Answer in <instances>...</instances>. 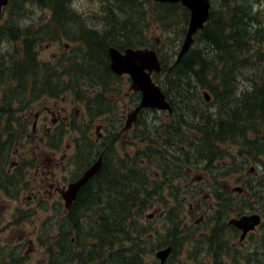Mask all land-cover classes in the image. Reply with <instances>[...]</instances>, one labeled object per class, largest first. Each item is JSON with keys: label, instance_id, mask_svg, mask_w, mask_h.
Masks as SVG:
<instances>
[{"label": "trees", "instance_id": "1", "mask_svg": "<svg viewBox=\"0 0 264 264\" xmlns=\"http://www.w3.org/2000/svg\"><path fill=\"white\" fill-rule=\"evenodd\" d=\"M21 1L23 4L32 2L49 9L51 16L37 29L32 23L22 27L14 23L15 15L18 13L14 6L15 12L12 13L11 10L10 18L4 23L0 32L2 42L6 40L15 42L12 51H0V87H4V89L0 88L3 91V100L0 104V149L11 143L2 138L26 135L29 122L21 117V113L33 101L50 99V97L58 99L64 93L76 91L81 87L79 81L89 76L100 79L98 82L100 81L99 83L105 87L110 85H108L110 79H122L123 77L116 75L110 68V46L120 48L132 45L139 47L155 45L148 44V39L139 44L118 39L120 33L118 31L130 23L129 20L118 15L121 13L123 16L131 11L138 0H103L106 2L104 9L109 20L106 18L102 30L91 26L82 16L78 17L71 7L72 0ZM145 1L151 4L152 8H161L159 20L166 21L167 31L176 24L178 15L180 18L182 16L175 12L179 11L185 17L189 16L190 11L181 3ZM253 2L255 1L220 0L219 3L218 0L220 7L216 5L212 7L211 18L199 31V37L208 42L217 57L209 59L208 55L209 58L203 56L202 50L195 49L196 44L180 62H176L175 59L168 62L161 56L162 72L166 74L163 88L169 98L182 110L186 107L192 109L190 95L193 94L196 98L195 90L200 88L212 92L222 103V99L231 94L232 81L233 87H236V79L239 78L236 70L249 68L253 77L246 81L252 83V90L248 89L249 91L243 94V116L245 121L249 123L258 121V126L262 127L264 65L253 64L255 55L252 50L258 43L264 42V22L257 21L258 16L254 14ZM128 4H130L129 9ZM22 15L26 17L27 12L21 7L20 16ZM71 22H76L75 26L69 25ZM75 27L78 29H73ZM64 37L78 41L80 46L73 50L68 59H63L65 62L62 64V68L65 67L63 72H57L50 63L39 59L38 47L44 42L62 40ZM175 45L177 46L176 43ZM78 53L82 54L81 57ZM258 53V58L261 59L262 51L259 49ZM64 78L69 79L64 80ZM179 90H184L185 93H179ZM120 91L124 92L121 88ZM108 92L109 88L103 90L95 100L87 99L79 93L75 94L73 98L75 102L87 103V113L85 112L87 118L81 119L74 112L69 122L63 121L52 131V134H46L69 138L67 130L71 129L69 132L75 134L74 137H80L79 141H75L74 153L68 156L67 167L73 168L68 176L69 181L78 178L92 163L90 149L94 142L89 135L92 126L91 122L85 125L83 121L113 110L117 102L109 97ZM198 93L201 95L200 91ZM233 104V116L228 118L230 121L237 120L235 100ZM193 112L196 115L201 114V121L193 123L180 114L178 124L186 125L190 129L197 128L204 136L205 126L213 120L209 118L210 115L207 117L203 112L198 110ZM144 125L146 126L147 123ZM175 132L178 133V128ZM199 143L198 154L204 158V139ZM0 153L6 152L1 149ZM188 153L184 152L183 155L189 156ZM170 162V159L164 154L160 155L151 146L144 150L138 149L135 155L129 153L107 155L102 170L81 190L71 209L66 211L64 219L60 218L61 206H56V209L51 206L50 210L59 217L55 221L60 220L59 225L62 229L56 237L52 236V228L44 234V237L47 235L46 240L42 241L43 239L40 238L47 256L46 264H144L147 257L145 251L149 249V243L152 244L150 235L156 236L160 233L158 230L152 232L147 227L146 229L142 227L141 220L145 218L147 208L153 205L151 199L162 192L163 183L167 182L174 186L181 179V177L158 178L156 172H159L161 167L168 176H171L172 173H169L171 167L182 169L190 166L188 159L176 164V167ZM114 190H118L115 195ZM108 193L112 197L114 195L110 202L106 200ZM167 213L169 218H174L177 212L169 210ZM51 218L52 215L49 216V219ZM63 222L67 224L62 225ZM63 226L67 228L63 230ZM172 238L173 235L164 239L161 236L159 239L171 241Z\"/></svg>", "mask_w": 264, "mask_h": 264}, {"label": "flooded vegetation", "instance_id": "2", "mask_svg": "<svg viewBox=\"0 0 264 264\" xmlns=\"http://www.w3.org/2000/svg\"><path fill=\"white\" fill-rule=\"evenodd\" d=\"M9 1L8 5L2 7L0 22L5 15H10L11 10L12 13L15 12L14 6L17 8L16 0ZM3 25L0 26V32ZM1 38L0 35V43H3ZM154 74L155 72L152 74L153 77ZM124 76L128 77L129 83L126 95L134 96L139 100H131L128 107L122 111L110 110L104 114L106 116L99 114L90 120L83 121L85 125L91 122L92 126L89 129L91 141L94 142L90 149L92 163L99 161L102 167L105 165L107 155L117 153L124 155L127 153L126 146L129 143H139L137 137L132 134L137 135L136 129L141 123L146 108L136 111L142 94L140 91L131 89L132 79L127 74ZM248 91V89L240 90L236 95H232V92L225 97L227 105L223 107L218 101L219 97H216L212 92L209 91V101L202 95L207 103L218 104L219 102L221 110L217 114L218 118H223V120L209 122L206 125L203 138H198L199 140L204 139V158L198 154L200 143L193 142L195 133L190 129L191 138L187 143H191L193 152H195L193 154L197 160L203 161L205 173L194 176V167L189 166L185 177L188 181L191 178L194 184L205 180L206 184L209 180L210 183L200 195L203 198L196 204L189 203L187 198H179L180 185L177 182L174 186L167 182L163 183L162 192L151 199L153 205L147 208L141 224L142 227L145 229L147 227L152 232L160 230L151 225V221L160 215L161 219L159 220L162 222L160 226H171L176 237L173 235L171 241H164L159 239L162 234L150 235L152 244L149 243V249L145 251L147 257L144 264H264V123L260 128L257 124L258 121L249 123L244 120L242 101L243 94ZM165 95L171 107L167 110L155 109L162 118L164 115H174L177 106H179L169 98L166 92ZM2 100L3 91H0V104ZM234 100L236 101L237 120L230 121L228 118L229 114L233 116ZM33 103L34 101L21 113V117L29 122L26 135L2 138V140L11 143L1 148L6 153H0V264H30L31 256L37 249V243L34 241L37 231H40V237L43 238L42 234H47L50 228L45 224L36 225L35 228L33 225L31 231L27 228V223H35L34 218L39 215L37 214L39 209L50 210L52 207L56 209L59 205L61 206L60 218L64 219L68 210L65 208L61 192L80 177L74 181H69L67 178L68 156L74 153L75 141H79L80 137L46 135L52 134V131L63 121L68 120L69 122L72 116L53 117L49 125V114L52 111L34 113ZM101 117H107V119L103 118L102 121H98ZM41 119L43 120L42 125L40 124ZM171 122L172 120L164 121L162 125L173 129ZM94 126H96V137L93 136ZM104 129L108 131L107 139ZM40 132L42 135L39 136ZM163 134V131L159 133L158 150L160 155L164 154L167 159H170V163L175 164V167L181 161L191 160L189 153V156L183 155L188 150L185 145L180 148V142L185 141L179 140L180 136L175 132V128L172 130L170 139L165 138ZM23 140L29 143L27 153H24ZM145 148L140 149L144 150ZM26 155H31L29 161L26 160ZM31 167L34 169L35 179L39 177V187L36 188L38 189L37 193L30 196L29 200L30 203L38 200H42V202L36 211H32L31 207L22 209L16 206L9 222L4 224L5 220L2 215L5 206L4 200L17 203L19 193L22 191L35 192L33 189L35 183L33 184L29 178ZM171 169L169 171L172 173L171 176H168L161 167L156 175L158 178L183 177L184 172L179 171L180 169L174 167ZM59 173L63 175L62 180H58ZM196 185H190L188 182L182 186V190L185 192L198 191L200 187ZM167 188L172 191V195L169 197L175 200V205H171V207H168L170 203L165 195ZM184 199L190 210L187 212L188 216L182 218L183 208L186 207ZM201 203H203L202 206H200ZM159 204L176 210L174 218H169L167 211L164 212L162 209L161 214H158L157 210L154 213H147L153 207L158 208ZM37 242H41V240L39 239ZM166 250H169L170 253L163 261L158 257V254ZM181 254L183 258L180 257Z\"/></svg>", "mask_w": 264, "mask_h": 264}, {"label": "rangeland", "instance_id": "3", "mask_svg": "<svg viewBox=\"0 0 264 264\" xmlns=\"http://www.w3.org/2000/svg\"><path fill=\"white\" fill-rule=\"evenodd\" d=\"M211 1H212V6L216 5V7H220V4H219L220 0H219V3H218V0H211ZM254 1L255 2H253V8H254L255 16L256 15L258 16L256 17L257 21L264 22V0H254ZM74 2L80 4L82 8V11H77L74 9L78 17L82 16V18H85L91 26H96V28H99L100 30L103 29L107 21L106 18L109 20L107 12H105L106 9H104L106 5L105 1L103 0H72L71 5ZM16 3L18 4L17 5L18 13L15 15L14 23H17L18 25H21L24 20H28L30 21L29 24L31 23L34 24L35 28L37 29L41 25H43L47 20L50 19L51 11L49 9L42 8L39 5H36L32 2L23 4L21 0H16ZM26 5H28V7H26ZM118 6L120 7V4H118ZM127 6L129 9L130 4H128ZM21 7L23 10L25 9V11L27 12L26 17H24L23 15L20 16ZM161 11L162 10L160 7L155 9V8H152L151 4L147 3L145 0H141V1L138 0V3L134 5L131 11H129L126 14H123L124 17L121 15V13L118 15V17L121 16L122 18L127 19L130 22L125 28L118 31V33L120 32L118 34V39L124 42L132 41L136 44L145 42L148 39L147 43L150 45L155 44L152 48H155L158 51L160 57L162 56L164 57V59L170 62L171 60L176 59L177 54L181 48V45L184 41L185 34L188 28L191 13L189 12V16L185 17L183 13L181 14L179 11L175 12L177 13V15L180 14L182 16L180 18L178 15V21L176 22V24L170 30L167 31L165 27L166 21L159 20V16H160L159 13ZM37 12H39V15H37ZM9 18H10V15L8 16L5 15L0 22V26L4 24L6 21H8ZM74 23L71 22L69 23V25L75 26ZM73 29H78V28L75 27ZM55 36L58 37L57 34H55ZM196 38H198V42H196V45H195V49L197 51L202 50L204 52L203 56L205 57L209 56L210 57V58L208 57L209 59H213V57H217L215 51L213 50V48L210 47L208 42L199 37V33L196 36ZM175 43L177 44V46L175 45ZM14 45H15V42L6 40L5 42L1 43L0 51H3V52L8 51V50L12 51L15 48ZM5 46H7L6 49H5ZM79 46L80 44L78 41L68 40L66 37H64L62 38V40L59 39V40H54L50 42H44L43 44H41L38 47L39 48L38 56L42 62L50 63V66L53 69H55L57 72H63V70L65 69V67L62 68V64L65 63L63 59H68V56L73 53V50L75 48H78ZM127 47H139V45L137 46L132 45V46H127ZM127 47L124 46V47H120V48L117 47V48L122 51ZM140 47H145V46H140ZM263 47H264V42L258 43L257 47L253 48L252 53L255 55V61L253 64L264 65ZM259 49L260 51H262L261 59L258 58ZM78 55L81 57L82 54L78 53ZM98 55H100V53ZM236 71H238L237 74H239V79L236 84L237 88L232 86L230 89V93L233 92L232 95H236L237 92H240V90H244V89L252 90V83L250 84L249 81H246V79L251 80V78L253 77L251 70L249 68L247 69L240 68L239 70H236ZM121 77L123 78L122 79L116 78L114 79L115 81L110 79L108 81V85L110 84L109 86L107 85L108 87H105L102 83H99L100 81L98 82V80L100 79H95V78H92L91 76H89L86 79H81L79 81L81 85L80 89H76V91L72 90L70 92L64 93L58 99H53V97H50V99H41V100L34 101V103L32 104L33 109H34L33 111L34 113H38V112L51 110L52 113L49 114V121H48L49 125L53 117L65 118L68 115L70 116L74 115V112L76 111H78V113H76L77 116H80L81 119H86L87 116L85 115V112L87 113V103L86 102H75L73 99L75 98V94L79 93L80 95H83V97L87 99L95 100L99 94L103 93V90H106L108 88H109V92H108L109 97H111V99H114L117 102L116 104H114L113 110L117 109V112L122 111L124 108L128 107V104L131 102V100H136V98L134 96L130 97L129 95H126V91H128L129 89V83L127 81L128 77L124 75ZM154 77H155V81L163 87V83L166 78L165 72L156 73L154 74ZM68 79L69 78H64V80H68ZM232 85H233V82H232ZM0 88L4 89V87H0ZM120 88L124 92H121ZM0 91L2 90L0 89ZM198 91L201 92V95L200 93H198ZM203 91H204L203 88H200V90H195L196 98L193 96V94L190 95L191 99L189 101H191L190 107L192 109H189V107H186L185 109L186 111H185L177 106L176 113L174 115H169V116L164 115V117L162 118L161 114L156 112L157 110L147 108L144 114L142 115V118H141L142 122L139 124V126H137V129H136L137 135L132 134V136L137 137V140H139V143L137 142L129 143V145L126 146L127 147L126 152L131 155H135L138 149L144 148V147L147 148L149 146L153 147L155 150H157V152H159L158 150V143L160 142L159 133L163 131L164 132L163 136L167 139H170L172 136V130L174 128L175 129L178 128V133L180 136L179 140L185 141V142H180L179 146L180 148H182V145H185L186 150H188L190 154V157H191L190 166L194 167L193 175L194 176L204 175L205 169L203 167L204 165L203 161L197 160V158L193 154L195 152H193L194 149L191 147V143H187L189 142L191 138L190 128L187 127L186 125L178 124V117L180 114L190 119L189 121H193V123L201 121V114L199 113H197V115L194 114L193 112L194 110L203 112L204 115L207 117L210 115L209 118L213 121L219 122V120H223V118H218V114H217L218 111H220L219 102L218 104L207 103L204 99V96H202ZM178 92L185 93L184 90H179ZM221 104H222V107L227 105V101L225 98L222 99ZM103 116H106V115H103ZM103 118L107 119V117L106 118L101 117L99 118L98 121H102ZM170 120H172L171 125H173L174 127L173 129H169L168 127H165V125H162L164 121H170ZM145 123H147L146 126L144 125ZM40 124L41 125L43 124L42 119L40 120ZM30 127L32 128V124L30 125ZM95 127L96 126L93 127L94 137H96ZM205 129H206V126H205ZM70 130L71 129L67 130V135L70 137L75 136V134H73L72 132H69ZM103 131L106 136L107 130L104 129ZM192 131L195 133V139L193 140V142L199 143L200 140L198 138H202L203 137L202 134L199 132L197 128L196 129L193 128ZM40 135H42V132L39 133V136ZM23 144H24V147H23L24 153H27L29 143L26 140H23ZM25 157L27 161L31 159V155H26ZM32 168L33 167L30 168L31 170L29 172L30 174L29 178L31 181H33V184L35 183V186L33 188L35 189V192L28 193V190H24L22 192L20 191L21 193L19 194V201H17V203L9 201V200H4L5 206L3 207L4 210L2 212V215L4 216V220H5L4 224L9 222V218L11 217L12 212L16 206L22 209H28L29 207H31L30 209L33 211L37 209L39 207V204L42 202V200H39V201L30 203V200H29L30 196L32 197L37 193L38 189L36 188L39 187V183H38L39 177L35 179L36 178L35 172H34V169ZM72 170L73 168L68 167L67 178L70 175V172ZM187 170H188L187 167H184L179 170V171L184 172V175L183 177L179 176L181 177V179L177 181V184L180 185V193L178 194V196L180 199L187 198V201L189 203L196 204L200 199L203 198L200 195L202 192L205 191V187L208 185V183H210V180L207 181V184H206V180L202 182L194 181L195 184H197L196 186L200 187L198 189V191L200 192L192 191V190L191 192L190 191L185 192L184 190H182V186L186 185L188 182L190 183V185H195L192 182L191 178L188 181V179L185 177ZM62 178H63V175L59 173L58 180H62ZM117 192L118 190H114L113 192L114 195L117 194ZM114 195L112 197V195L108 193L106 195V200L110 202L111 200H113ZM165 195H166V198L169 199L170 205L168 207H171V205L172 206L175 205L174 198L169 197L172 195V191L170 188L166 189ZM185 203H186V207L183 208L184 212L182 214V218L187 217L188 216L187 212H189L190 210L186 200H185ZM203 203H201L200 206H202ZM157 207L158 208L153 207V209L149 210L147 213L148 214L154 213L157 210L158 214H161L162 210L164 212L171 210V209H168L167 206H163L161 204L157 205ZM50 211L51 212H49V210H46V209H40L37 213L39 215L35 216L36 218L33 217L35 219V223L28 222L27 228H29L32 231L33 225L35 228L36 225L40 226L41 224H45L48 228H50V230L53 228V231L51 233L53 237H56L59 234V231H61L62 226L59 225L60 220L55 221V219L56 218L59 219V217L54 215L55 214L54 211L52 210ZM50 215H52L51 219H49ZM159 219H161L160 215H158L157 218L155 217V219L151 221V225L160 229L158 231L160 234H162L163 239L169 238L171 237V235L175 236V232L171 230V226L169 227L160 226L162 222ZM66 224L67 223H64V222L62 223V225H66ZM65 228H67V226L66 227L63 226V230ZM42 237H43L42 241L46 240V238L44 237V234H42ZM40 238H41L40 231H37V234L35 235V238H34V241L37 243L36 245L37 249H36V252L32 254L31 256L30 264H46L47 256H46L45 248L41 242H37ZM180 257L183 258L182 254L180 255Z\"/></svg>", "mask_w": 264, "mask_h": 264}, {"label": "water", "instance_id": "4", "mask_svg": "<svg viewBox=\"0 0 264 264\" xmlns=\"http://www.w3.org/2000/svg\"><path fill=\"white\" fill-rule=\"evenodd\" d=\"M161 2H182L190 10V20L185 34L184 41L177 54L176 62H180L182 58L190 51L196 43L195 35L202 30L206 22L211 17V0H155ZM9 0H0V15L3 5H8ZM111 69L119 74H129L131 76V89L141 91L142 98L136 108V111L144 108H161L168 109L171 107L166 99L160 85L153 80V72L162 70V63L158 52L151 47L127 48L125 51L119 50L117 47L111 46L109 49ZM206 100H210V93L205 90L203 92ZM102 169V164L98 161L87 169L81 177L69 184L66 190L61 192L65 201L66 208L70 209L78 197L80 190L89 181L96 176ZM169 250L158 254L163 261L166 259ZM164 257V258H163Z\"/></svg>", "mask_w": 264, "mask_h": 264}, {"label": "clouds", "instance_id": "5", "mask_svg": "<svg viewBox=\"0 0 264 264\" xmlns=\"http://www.w3.org/2000/svg\"><path fill=\"white\" fill-rule=\"evenodd\" d=\"M26 7H28V5H26ZM71 7L73 8V9H75V10H77V11H82V8H81V6H80V4H78V3H73L72 5H71ZM37 15H39V12H37ZM30 23V21H28V20H24L23 22H22V24H21V26L23 27V26H26L27 24H29ZM7 48V46H5V49Z\"/></svg>", "mask_w": 264, "mask_h": 264}, {"label": "bare ground", "instance_id": "6", "mask_svg": "<svg viewBox=\"0 0 264 264\" xmlns=\"http://www.w3.org/2000/svg\"><path fill=\"white\" fill-rule=\"evenodd\" d=\"M212 2V1H211Z\"/></svg>", "mask_w": 264, "mask_h": 264}]
</instances>
